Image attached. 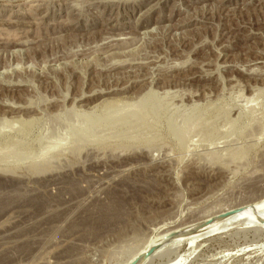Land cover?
I'll list each match as a JSON object with an SVG mask.
<instances>
[{"label":"rangeland","instance_id":"374dc122","mask_svg":"<svg viewBox=\"0 0 264 264\" xmlns=\"http://www.w3.org/2000/svg\"><path fill=\"white\" fill-rule=\"evenodd\" d=\"M2 123L0 264H264V0H0Z\"/></svg>","mask_w":264,"mask_h":264},{"label":"bare ground","instance_id":"6f19581e","mask_svg":"<svg viewBox=\"0 0 264 264\" xmlns=\"http://www.w3.org/2000/svg\"><path fill=\"white\" fill-rule=\"evenodd\" d=\"M145 98H154L153 96H151V95H146V96H144L143 98H141L139 101H135V103L133 102V103H128V104H122L121 102V105L120 104H113L114 106H112L111 108L110 107H103V109L100 111V113L99 112H97V114L96 113H90V114H88V115H90L89 116V118H96L97 116H99V114H102V113H106V112H111V111H113V110H119V109H121L122 111H124V113H126V115H123L124 117L122 118V121H127L128 119H135L136 121L135 122H137V124H141V122H142V119H141V117L139 116L140 114H145L147 117L149 116L150 117V115L152 114V115H155L156 117H158V109L155 107V104L152 102V101H147L146 102V104L142 107H133V105H135V104H139V103H141V102H143L144 100H145ZM138 108H139V110H138ZM137 109V110H136ZM149 109H151L152 111V113L149 115ZM199 110L198 109V107L197 106H194L192 109H191V111L192 110ZM140 113V114H139ZM113 114V113H112ZM112 114H110V115H108V118H110L111 117V115ZM82 115V114H81ZM85 115V114H84ZM88 117V116H87ZM21 121V120H20ZM175 120H171L170 122H169V125H168V127H173L174 125H175V122H174ZM188 121H190V119H186L185 121H183V124L181 125V126H185V125H188L187 123H188ZM193 122H194V120H192ZM21 125H23L22 123L23 122H19ZM190 123V122H189ZM20 124H19V126H20ZM6 125L7 124H3L2 123V125H1V127H0V129L1 128H5L6 127ZM9 125V124H8ZM7 125V126H8ZM17 125V124H16ZM194 125V124H193ZM193 125H192V127H193ZM14 126V125H13ZM13 126H11V127H13ZM18 126V127H19ZM24 126V125H23ZM27 126V125H26ZM9 127V126H8ZM177 127H178V125H177ZM191 127V128H192ZM180 127H178V129H179ZM18 130H20V129H18ZM131 130H134L133 128H131ZM21 132V131H20ZM15 135H17L16 137H18V134H15ZM14 138H15V136H9L8 138H6V139H4V141H1L0 142V151H1V154L0 155H3V154H5L8 150H12L13 151V155L17 152L16 151V149H17V147H15L16 146V144L15 143H19V142H17V141H15L14 140ZM215 218V217H214ZM209 219V218H208ZM207 219V220H208ZM206 220V221H207ZM205 221V222H206ZM204 222V221H203ZM203 222H202V224H203ZM201 224V227L200 228H205L206 226H203V225H205V224H203L202 225ZM135 262H137V261H133V263L132 264H136Z\"/></svg>","mask_w":264,"mask_h":264},{"label":"water","instance_id":"95a60500","mask_svg":"<svg viewBox=\"0 0 264 264\" xmlns=\"http://www.w3.org/2000/svg\"><path fill=\"white\" fill-rule=\"evenodd\" d=\"M152 248H153V246L152 247H150V248H148V251H147V253L146 254H144V255H147L148 253H150L151 252V250H152ZM133 262H131L130 264H132Z\"/></svg>","mask_w":264,"mask_h":264}]
</instances>
